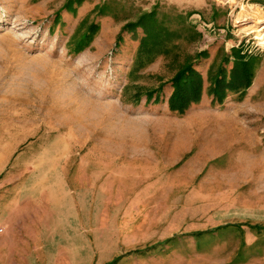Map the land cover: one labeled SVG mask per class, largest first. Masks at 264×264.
Segmentation results:
<instances>
[{
  "label": "rangeland",
  "instance_id": "rangeland-1",
  "mask_svg": "<svg viewBox=\"0 0 264 264\" xmlns=\"http://www.w3.org/2000/svg\"><path fill=\"white\" fill-rule=\"evenodd\" d=\"M146 15L176 34L141 64ZM263 25L264 0H0V264H264Z\"/></svg>",
  "mask_w": 264,
  "mask_h": 264
},
{
  "label": "trees",
  "instance_id": "trees-1",
  "mask_svg": "<svg viewBox=\"0 0 264 264\" xmlns=\"http://www.w3.org/2000/svg\"><path fill=\"white\" fill-rule=\"evenodd\" d=\"M147 16V17H146ZM136 23L127 25L126 29L134 30L136 28L144 29V36L141 39V44L138 49L137 60L139 63L151 62L155 59L153 51L157 50L159 53H167L166 44L172 42L170 36L176 32L169 31L161 22L153 20L152 15H146ZM93 32L90 28L88 33L82 37L81 42H89V35ZM197 36V34L195 33ZM169 38L171 41L166 40ZM153 56V57H152ZM200 56H198L199 58ZM192 56L186 58L175 65L176 73L170 80L173 87V93L169 98V105L173 112L181 113L188 109L192 104L200 101L201 95L204 90V79L201 74L193 69ZM255 57H248L241 52L235 58L236 69L232 72L230 82L227 83L225 72L220 71L216 76L210 78V92L218 101H222L226 97L227 92L242 93L251 85Z\"/></svg>",
  "mask_w": 264,
  "mask_h": 264
},
{
  "label": "bare ground",
  "instance_id": "bare-ground-1",
  "mask_svg": "<svg viewBox=\"0 0 264 264\" xmlns=\"http://www.w3.org/2000/svg\"><path fill=\"white\" fill-rule=\"evenodd\" d=\"M252 33L256 34L255 39L260 42V45L264 46V25L258 28V30L251 31V34Z\"/></svg>",
  "mask_w": 264,
  "mask_h": 264
},
{
  "label": "crops",
  "instance_id": "crops-1",
  "mask_svg": "<svg viewBox=\"0 0 264 264\" xmlns=\"http://www.w3.org/2000/svg\"><path fill=\"white\" fill-rule=\"evenodd\" d=\"M114 200H112L111 202H113ZM121 234V232L119 233V235Z\"/></svg>",
  "mask_w": 264,
  "mask_h": 264
}]
</instances>
